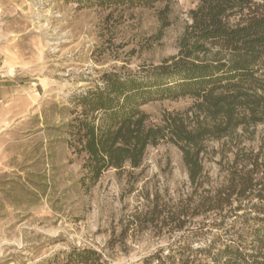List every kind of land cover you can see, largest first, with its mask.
Returning <instances> with one entry per match:
<instances>
[{"label":"rangeland","instance_id":"1","mask_svg":"<svg viewBox=\"0 0 264 264\" xmlns=\"http://www.w3.org/2000/svg\"><path fill=\"white\" fill-rule=\"evenodd\" d=\"M199 2L0 0V47L23 81L0 103V264H199L227 245L255 251L264 213L253 204L264 199L234 195L222 208L210 200L237 151L240 161L264 153L262 123L239 128L223 149L224 139H207L198 185L167 139L148 146L142 166L84 183V154L66 125L82 109L72 96L103 85L105 73L148 75L176 56ZM260 68L264 78V58ZM195 100L185 94L141 108L160 124ZM85 248L95 251L88 263L76 254Z\"/></svg>","mask_w":264,"mask_h":264},{"label":"trees","instance_id":"2","mask_svg":"<svg viewBox=\"0 0 264 264\" xmlns=\"http://www.w3.org/2000/svg\"><path fill=\"white\" fill-rule=\"evenodd\" d=\"M190 16L179 53L150 74L105 73L103 85L72 96L82 109L66 125L75 151L84 154V183L86 179L96 181L111 168L121 171L142 166L148 146L167 139L181 149L189 180L198 185L207 139H224L223 149L235 140L239 128L264 125V78L260 74L264 7L255 0H200ZM233 17L237 19L232 21ZM185 94L196 98L192 106L168 112L160 124L147 122L148 113L141 108L144 103ZM240 151L234 155L227 183L210 200L212 207L222 208L234 195L264 199L262 148L250 157L242 156V161ZM253 207L264 213L263 204ZM256 218L254 252L227 245L214 262L199 264H219L222 257H228L225 264H264V215ZM76 254L85 263L95 258V251L88 248Z\"/></svg>","mask_w":264,"mask_h":264},{"label":"crops","instance_id":"3","mask_svg":"<svg viewBox=\"0 0 264 264\" xmlns=\"http://www.w3.org/2000/svg\"><path fill=\"white\" fill-rule=\"evenodd\" d=\"M22 83L18 69L8 60L5 51L0 47V103L13 99L19 93Z\"/></svg>","mask_w":264,"mask_h":264}]
</instances>
